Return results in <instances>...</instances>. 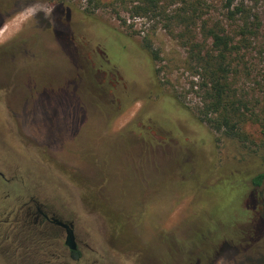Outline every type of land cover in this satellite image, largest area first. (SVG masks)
Listing matches in <instances>:
<instances>
[{
  "label": "rangeland",
  "instance_id": "374dc122",
  "mask_svg": "<svg viewBox=\"0 0 264 264\" xmlns=\"http://www.w3.org/2000/svg\"><path fill=\"white\" fill-rule=\"evenodd\" d=\"M97 1L94 10L89 0L8 1L0 29V168L8 176L17 171L20 193L55 198L58 211L71 215L79 264H264V229L252 225L264 215V183L251 184L264 172V0L244 3L256 34L231 57L230 82L248 108L244 137L204 126L211 144L201 150L195 140L204 134L175 116V108L192 118L202 108L188 46L208 50L203 24L234 30L240 17L227 20V0H201L192 23L183 24L132 17L128 3ZM161 4L169 15L192 14L182 0ZM82 18L90 20L87 30L77 23ZM186 30L184 46L178 36ZM97 48L107 82L119 81L118 71L125 83L117 96L94 75Z\"/></svg>",
  "mask_w": 264,
  "mask_h": 264
},
{
  "label": "trees",
  "instance_id": "16d2710c",
  "mask_svg": "<svg viewBox=\"0 0 264 264\" xmlns=\"http://www.w3.org/2000/svg\"><path fill=\"white\" fill-rule=\"evenodd\" d=\"M120 2L121 5L125 6L126 3L130 5L128 11L131 13L132 17L141 18H160L165 22L172 23L177 22L178 24L192 23V16L195 13V5H199L201 0H192L186 2L182 0V4L188 5L192 11L191 15H187L184 9L176 11L173 15H169L167 9L169 6H163L161 3L163 0H114ZM238 6L230 9L232 5V0H227V20L232 23L239 16L242 25L238 26L234 30H230L228 26L222 25L221 22H216L212 26L203 24L202 31L204 40H210V48L205 50L204 45L197 46L195 44H190L188 51V59L193 60L197 68L193 72V76L200 77V82L197 84L196 94L199 95L202 103L201 110L198 111V117H191L190 114L183 108H175L176 117H181L189 121L191 124L197 125V130L194 132L196 135L198 133L204 134V137L200 140H195V136L190 137L197 141L198 144L195 149H202V147L207 148L210 146V134L204 126L215 132H222L224 135L233 138H243L244 134L241 132L242 125H245L247 118H245V111L248 112L247 103L237 94V90L233 87L234 84L230 82L231 74L236 73L232 70L231 57L235 55L241 48H247L249 43L248 36H255V30L257 29V22H254L251 26L248 25L249 15L244 8L245 2H258L259 0H239ZM91 4V10L98 8L100 4L97 0H89ZM124 23V22H122ZM168 28V26H165ZM171 34V32H170ZM191 36V32L186 30L185 33L180 34L178 37L184 41V46L189 45L188 37ZM239 38L238 42L236 40ZM146 54L153 59H155V54L145 47L143 49ZM117 91L115 95L117 96ZM175 98V97H174ZM172 98L173 101H177L176 98ZM169 103V101L164 100ZM164 101L161 103L164 104ZM171 106L173 105L170 102ZM174 108L172 107L171 111ZM170 111H165L162 113H169ZM174 112V111H173ZM174 112V113H175ZM174 113L172 115H174ZM169 117V116H168ZM180 119V118H178ZM167 121L170 126L175 129L174 121L172 118H168ZM194 122V123H193ZM174 123V124H173ZM183 127V126H182ZM184 128V127H183ZM179 130L178 128H176ZM241 132V133H240ZM181 132H179L180 134ZM182 134V133H181ZM264 134V131H263ZM181 136V135H180ZM191 139V140H192ZM203 143H205L203 146ZM209 145V146H207ZM260 163L264 169V154L260 157ZM264 183V172L257 174L251 179V184L253 188H259ZM203 196V205L205 201L209 202L208 198ZM207 202V203H208ZM249 202L253 203V196H249ZM213 207L219 211L221 208L220 204H215ZM254 231L260 233L264 229V215H256V219L253 222ZM264 232V231H263Z\"/></svg>",
  "mask_w": 264,
  "mask_h": 264
},
{
  "label": "flooded vegetation",
  "instance_id": "af4514ba",
  "mask_svg": "<svg viewBox=\"0 0 264 264\" xmlns=\"http://www.w3.org/2000/svg\"><path fill=\"white\" fill-rule=\"evenodd\" d=\"M8 1L1 2L0 29L9 16ZM60 13L63 14L62 9ZM65 18L68 20L69 16L66 14ZM89 21L88 18H82L77 23L87 30ZM128 48L135 51L131 46ZM96 53L98 54L96 59H92V66L94 75L101 77L99 86L104 88L109 83L110 89L114 88L119 94L123 93L125 83L119 72L115 71L119 81L107 82L110 70L108 69L107 72L105 69L108 65L106 56L99 48L96 49ZM96 53L94 52L93 55ZM5 84L2 82L0 87L4 88ZM85 84L88 88L87 80ZM0 100H4V97L0 96ZM16 172L11 170L13 175L8 176L7 171L0 168V264H65L64 259L79 264L82 259L79 251L81 240L76 234L71 215L61 214L58 211L55 198L35 196L28 191H25L27 194L20 193L24 181L16 175ZM67 229L73 233L76 244L74 251L65 246ZM60 247L64 250V255L60 254Z\"/></svg>",
  "mask_w": 264,
  "mask_h": 264
},
{
  "label": "water",
  "instance_id": "95a60500",
  "mask_svg": "<svg viewBox=\"0 0 264 264\" xmlns=\"http://www.w3.org/2000/svg\"><path fill=\"white\" fill-rule=\"evenodd\" d=\"M65 246L71 251H74L76 249L73 233L70 229H67L66 231Z\"/></svg>",
  "mask_w": 264,
  "mask_h": 264
}]
</instances>
